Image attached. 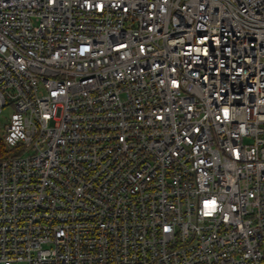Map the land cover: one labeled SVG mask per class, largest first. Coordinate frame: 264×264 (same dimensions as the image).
<instances>
[{
    "label": "built area",
    "instance_id": "built-area-1",
    "mask_svg": "<svg viewBox=\"0 0 264 264\" xmlns=\"http://www.w3.org/2000/svg\"><path fill=\"white\" fill-rule=\"evenodd\" d=\"M0 143V264H264V0H0Z\"/></svg>",
    "mask_w": 264,
    "mask_h": 264
},
{
    "label": "rangeland",
    "instance_id": "rangeland-1",
    "mask_svg": "<svg viewBox=\"0 0 264 264\" xmlns=\"http://www.w3.org/2000/svg\"><path fill=\"white\" fill-rule=\"evenodd\" d=\"M10 114L9 111H6L5 114H3V117H7Z\"/></svg>",
    "mask_w": 264,
    "mask_h": 264
},
{
    "label": "trees",
    "instance_id": "trees-1",
    "mask_svg": "<svg viewBox=\"0 0 264 264\" xmlns=\"http://www.w3.org/2000/svg\"><path fill=\"white\" fill-rule=\"evenodd\" d=\"M2 148V145H1V143H0V149ZM1 154H2V152H0V158H1Z\"/></svg>",
    "mask_w": 264,
    "mask_h": 264
}]
</instances>
